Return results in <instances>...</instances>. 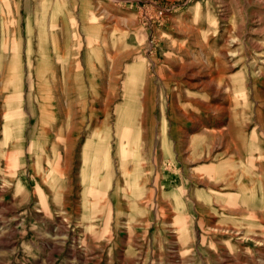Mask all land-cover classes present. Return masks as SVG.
<instances>
[{
  "label": "rangeland",
  "instance_id": "rangeland-1",
  "mask_svg": "<svg viewBox=\"0 0 264 264\" xmlns=\"http://www.w3.org/2000/svg\"><path fill=\"white\" fill-rule=\"evenodd\" d=\"M227 263L264 264V0H0V264Z\"/></svg>",
  "mask_w": 264,
  "mask_h": 264
},
{
  "label": "bare ground",
  "instance_id": "bare-ground-1",
  "mask_svg": "<svg viewBox=\"0 0 264 264\" xmlns=\"http://www.w3.org/2000/svg\"><path fill=\"white\" fill-rule=\"evenodd\" d=\"M199 71H200V70H199ZM190 72H191V71H190ZM195 74H196V73H195ZM200 77H201V76H200ZM198 78H199V77H198ZM187 79H188V78H187ZM184 81H185V80H184ZM193 81H194V80H193ZM196 81H197V80H196ZM201 84H202V85H205L206 82H203V81H202ZM189 85H190V86H196V83H194V84L192 83V84H189ZM214 104H215V103H214ZM217 104H218V103H217ZM188 105H189V104H188ZM206 105H207V104H206ZM206 105H205V106H206ZM189 106H190V105H189ZM183 107H184V106H183ZM203 107H204V106H203ZM219 107H220V106H219ZM189 113H190V112H189ZM184 116H187L188 119H189L190 121H191V120L194 121L193 117H191L190 114L188 115V114L184 113V114H183V117H184ZM193 116H194V115H193ZM202 118H203V117H202ZM205 120H206V119H205ZM200 122H202V120H201ZM207 122H208V121H207ZM196 123H197V122H196ZM204 128H205V127H204ZM204 128H203V129H204ZM179 129H180V128H179ZM180 130H181V129H180ZM190 141H191V140H190ZM143 185H144V184H143ZM137 186H138V185H137ZM139 186H140V185H139ZM142 187H143V186H142ZM143 189H144V187H143ZM131 195H132V194H131ZM146 195L148 196V194H146ZM146 195H145V196H146ZM147 196H146V198H147ZM59 230H60V229H59ZM57 233H58V232H57ZM57 233H56V234H57ZM52 236H53V235H52ZM62 238H63V237H62ZM62 238H61V239H62ZM54 239H56V238L54 237ZM227 264H228V263H227Z\"/></svg>",
  "mask_w": 264,
  "mask_h": 264
}]
</instances>
